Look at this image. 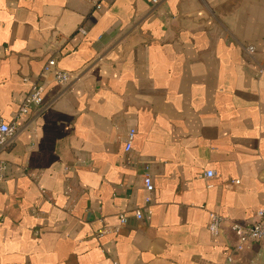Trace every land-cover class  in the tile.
Segmentation results:
<instances>
[{"label":"crops","instance_id":"obj_1","mask_svg":"<svg viewBox=\"0 0 264 264\" xmlns=\"http://www.w3.org/2000/svg\"><path fill=\"white\" fill-rule=\"evenodd\" d=\"M53 58L72 81L0 152V264H264L229 226L264 207V0H0L6 121Z\"/></svg>","mask_w":264,"mask_h":264},{"label":"built area","instance_id":"obj_2","mask_svg":"<svg viewBox=\"0 0 264 264\" xmlns=\"http://www.w3.org/2000/svg\"><path fill=\"white\" fill-rule=\"evenodd\" d=\"M156 1V0H155ZM96 9H100L101 6L96 4ZM79 33L86 35L87 31L85 27L79 28ZM247 51L250 55L255 53L254 46H248ZM48 76H51L54 82L65 85L72 81L73 75L65 70L58 68L56 59H51L44 66L39 77L31 82V89L23 102L21 103L19 109L17 110L13 121L8 122L2 115L0 110V152L9 145L13 139L17 136L19 132V127L16 123L17 120L25 115H28L35 109L45 108L44 105V92L45 85L44 80ZM135 136V130H131L126 142L125 152L128 153L132 149L133 138ZM6 164L0 160V180L4 178L6 172ZM215 175L213 171L206 173L207 178H212ZM143 184L145 190L151 194L154 191L153 179L150 175L149 168L147 167L143 173ZM151 202L150 196L145 199V204L148 206L146 209H137L134 211V218L136 220H149L152 216V211L149 207ZM229 222L226 218L219 214L212 213L210 215V222L208 229L214 239L218 238L221 234L222 228L225 224ZM128 223V217L125 214L119 215V225L113 228L115 233L119 232L120 229ZM231 231L235 234L237 238L236 250L242 252L252 243H262L264 244V207L259 209L255 215V221L251 224H242L238 222H229ZM106 234V230L98 233L99 237H103Z\"/></svg>","mask_w":264,"mask_h":264}]
</instances>
